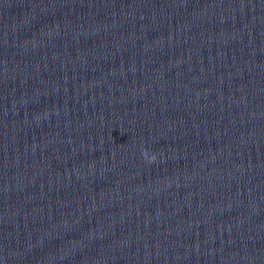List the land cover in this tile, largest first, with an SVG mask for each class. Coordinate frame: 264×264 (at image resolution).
<instances>
[{"label":"clouds","instance_id":"1","mask_svg":"<svg viewBox=\"0 0 264 264\" xmlns=\"http://www.w3.org/2000/svg\"><path fill=\"white\" fill-rule=\"evenodd\" d=\"M145 155H147V154L145 153ZM152 159H155V158L153 157Z\"/></svg>","mask_w":264,"mask_h":264}]
</instances>
